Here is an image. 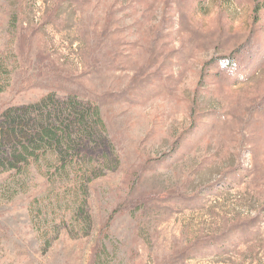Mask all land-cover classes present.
I'll return each instance as SVG.
<instances>
[{
	"label": "rangeland",
	"instance_id": "obj_1",
	"mask_svg": "<svg viewBox=\"0 0 264 264\" xmlns=\"http://www.w3.org/2000/svg\"><path fill=\"white\" fill-rule=\"evenodd\" d=\"M95 259L264 264V0H0V264Z\"/></svg>",
	"mask_w": 264,
	"mask_h": 264
},
{
	"label": "trees",
	"instance_id": "obj_2",
	"mask_svg": "<svg viewBox=\"0 0 264 264\" xmlns=\"http://www.w3.org/2000/svg\"><path fill=\"white\" fill-rule=\"evenodd\" d=\"M229 62V60H228ZM259 110H262L261 108H259ZM63 136V131L60 132L59 130H55L52 131L46 127V128H42L41 131H39L37 134L33 135V138L29 140V142L31 144L34 143H41V142H47L49 144H52L54 142V144L58 145V141L62 139ZM36 149H31V146L29 144L26 143V145H22L21 147V151H19L18 153H15L13 155V159H11V157L8 156V158H6L8 161L7 162H11L12 164H18V163H22V165H25L26 167L30 164L29 162V158L30 157H33V158H36L34 156H36L34 154V152ZM4 161V160H3ZM5 162V161H4ZM14 166V165H13ZM63 168H64V165H63ZM249 224V221L247 222H243V223H240V224H234L230 229H237V228H244L245 226H247ZM224 236L225 235H221V236H217L215 237V239L211 238V237H208V236H205L204 238H202L201 240H199L198 242V245L197 246H194L192 252H197L198 249H201V247H203L204 245L208 244V243H213L215 242V240H222L224 239ZM105 250V249H104ZM104 250L102 251H99L97 253V258H99V256L101 254H103ZM184 253H186V251H184ZM182 255V257L180 256V258L177 260V262L181 261V260H184L185 259V256L186 255ZM97 260V262H95L96 264H103V262H101L100 260L98 259H95V261Z\"/></svg>",
	"mask_w": 264,
	"mask_h": 264
}]
</instances>
